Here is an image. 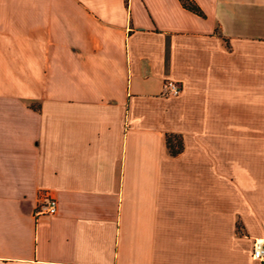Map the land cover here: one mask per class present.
Instances as JSON below:
<instances>
[{"label":"crops","instance_id":"crops-1","mask_svg":"<svg viewBox=\"0 0 264 264\" xmlns=\"http://www.w3.org/2000/svg\"><path fill=\"white\" fill-rule=\"evenodd\" d=\"M258 238L264 0H0V264H264Z\"/></svg>","mask_w":264,"mask_h":264},{"label":"built area","instance_id":"built-area-1","mask_svg":"<svg viewBox=\"0 0 264 264\" xmlns=\"http://www.w3.org/2000/svg\"><path fill=\"white\" fill-rule=\"evenodd\" d=\"M165 95H178L181 92V84L174 80H166L163 85ZM41 204L36 213L38 215H54L57 209L56 198L45 192L41 196ZM252 257L258 260H264V239L258 238L253 241Z\"/></svg>","mask_w":264,"mask_h":264},{"label":"trees","instance_id":"trees-1","mask_svg":"<svg viewBox=\"0 0 264 264\" xmlns=\"http://www.w3.org/2000/svg\"><path fill=\"white\" fill-rule=\"evenodd\" d=\"M183 4L188 7L189 9L198 12V9L194 7L191 3L183 1ZM166 145L168 148V151L172 155H176L181 151L182 148V142L179 135L176 134H170L166 136Z\"/></svg>","mask_w":264,"mask_h":264}]
</instances>
